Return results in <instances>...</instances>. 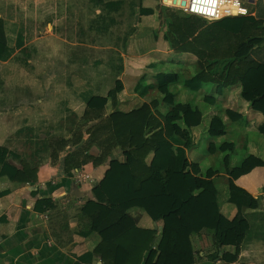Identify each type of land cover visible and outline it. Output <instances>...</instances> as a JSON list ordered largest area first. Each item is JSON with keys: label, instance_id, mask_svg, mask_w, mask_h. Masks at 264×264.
Listing matches in <instances>:
<instances>
[{"label": "crops", "instance_id": "obj_1", "mask_svg": "<svg viewBox=\"0 0 264 264\" xmlns=\"http://www.w3.org/2000/svg\"><path fill=\"white\" fill-rule=\"evenodd\" d=\"M163 2L0 0V20L8 43L0 59V148L18 157L9 159L11 166L25 175L28 170L37 172V183L20 182L3 175L0 164V264H113L114 249L101 244L134 226L157 232L156 249L164 223L153 221L143 208L133 207L120 222L99 230L114 207L107 195L121 185V167L127 157L119 148L111 153L106 145L101 148L91 139V132L116 110L127 113L156 101L162 115L171 112V106L164 112L167 104L163 97L155 98L158 90L153 77L156 70L152 68L157 64L179 76L174 93L176 103H188L202 115V122L190 129L183 120L176 122L183 131H189L185 147L187 171L201 178L208 172L215 173L212 182L217 190L219 212L225 219L233 221L241 215L253 229L264 225V166H256L238 178L230 176L227 166H203L206 151L212 159L218 153L228 157L231 170L242 168L246 157L264 162V149L260 146L264 135L259 131L264 124L263 115L242 99L239 84L227 86L221 95L212 84L213 96L205 94L207 85L195 92L184 84L203 71L214 77V68H208V64L234 60L238 46L251 39L263 41L251 51L247 62L264 64V0H252L255 9L248 17L226 18L224 23L193 18L191 23L197 32L186 40L184 52L166 47L157 13L140 14L141 8L166 7ZM239 18L245 19L242 27L240 23V32H236ZM218 66L216 78L225 76L223 65ZM231 70L235 75L241 73L235 67ZM146 73L147 82L155 88L141 98L134 88ZM119 81L124 90L116 102L108 101L103 118L90 114L85 119L90 100L107 97ZM207 97L215 100L207 103ZM201 100L210 108L203 110ZM227 111H234L241 118L233 121ZM206 117L208 123L204 125ZM217 117L225 132L212 136L209 127ZM230 122L238 123L236 130ZM251 132H258L260 137L250 136ZM223 145H233L231 153L237 156L227 154L221 149ZM103 152L110 154L99 162ZM241 154L242 161L238 160ZM154 157L153 153L148 156V165ZM164 182L155 174L142 190L151 195L165 194ZM233 190L251 196L255 207L239 210L229 203ZM199 194L200 191L194 193ZM43 200L50 201L52 208L37 209V203ZM201 220L190 215L183 224L200 229ZM205 231L190 237L194 264H224L220 260L222 254H234L235 246L218 248L214 239L204 246ZM211 235L213 238V232ZM244 238L238 243L241 250L237 263L262 264L264 242L243 243Z\"/></svg>", "mask_w": 264, "mask_h": 264}, {"label": "trees", "instance_id": "obj_2", "mask_svg": "<svg viewBox=\"0 0 264 264\" xmlns=\"http://www.w3.org/2000/svg\"><path fill=\"white\" fill-rule=\"evenodd\" d=\"M155 13L158 14L166 47L184 52L186 40L197 32L195 24L191 23L193 17L181 18L172 9L162 6L155 10L140 9L141 15ZM225 19L221 23H224ZM239 19L238 28L232 29L236 32H240L245 18ZM262 41V39H251L241 43L233 57L234 60L208 64V68H214L211 72L214 77H208L203 71L186 80L185 86L199 92L205 85L213 84L216 85V93L221 95L227 86L239 84L242 99L250 104L252 110L264 116V64L247 62L251 51ZM7 47L3 22L0 20V59ZM220 64L223 65L221 68L226 75L216 78L218 72L215 71L219 69ZM243 64L246 65L245 68ZM153 66L151 68L156 70L153 75L157 80L156 88L163 96V102L171 106V112L162 115L157 110L156 101L151 104L145 103L127 113L116 110L105 121L95 126L91 132V139L97 141L101 148L106 145L110 153L114 148H119L127 157L126 164L121 167V185L107 195V201L114 207L103 219L99 230L115 225L120 222L127 210L139 207L143 208L153 221H163L162 237L154 249L157 232L134 226L118 238L110 242L105 241L101 247L105 245L114 249L113 264H194L190 237L193 233L211 229L214 243L218 248L224 246L236 248L234 254L223 253L220 260L224 264H238L241 250L238 243L242 242L245 235L243 243L253 240L264 242V225L259 226V230L253 229L241 215L233 221L225 219L219 212L217 190L212 182L215 173L208 172L204 178H201L187 171L185 147L186 145L188 147L186 137L189 131H183L176 122L181 119L190 129L202 122V115L188 103H176L171 86L178 83V74L165 69L162 65ZM233 67L239 69L241 73L235 75L231 70ZM148 79L149 73L144 74L134 88V93L141 98L146 97L155 88L147 82ZM123 90L124 85L119 81L107 97L92 98L84 118L88 119L90 114L96 119L103 118L108 101L112 99L116 102L118 94ZM211 99L215 100L214 97H207L205 100L208 103ZM227 114L233 121L241 118V115L234 111H227ZM259 131L264 135V124L259 127ZM209 132L212 136L224 134L225 126L218 117L211 121ZM62 142L67 143L64 140ZM221 149L225 152L232 151L233 145H223ZM151 153L155 157L148 165L146 160ZM109 154L103 152L99 162ZM9 159H18V157L7 149L0 148L3 175H9L12 180L20 182L37 183L36 170L32 172L28 170L25 175L21 170L11 166ZM225 161L228 173L233 178L249 173L256 166H264L261 160L246 157L242 168L231 170L228 157ZM155 174H159L165 181V194L151 195L143 192L144 184L155 178ZM197 191H200V194L195 196L194 193ZM229 203L236 205L239 210L255 207V200L251 196L237 190L230 192ZM36 208L46 210L52 208V204L48 200H43L37 203ZM190 215L202 218L200 229H193L183 224V220ZM89 256L92 257V254ZM145 258H147L146 262ZM213 258H217V255L215 254Z\"/></svg>", "mask_w": 264, "mask_h": 264}, {"label": "built area", "instance_id": "obj_3", "mask_svg": "<svg viewBox=\"0 0 264 264\" xmlns=\"http://www.w3.org/2000/svg\"><path fill=\"white\" fill-rule=\"evenodd\" d=\"M182 1L172 0L171 2H163V4L188 16L198 17L210 23L225 18L250 16V10L241 0H186L185 7L180 5Z\"/></svg>", "mask_w": 264, "mask_h": 264}, {"label": "rangeland", "instance_id": "obj_4", "mask_svg": "<svg viewBox=\"0 0 264 264\" xmlns=\"http://www.w3.org/2000/svg\"><path fill=\"white\" fill-rule=\"evenodd\" d=\"M167 1H172V0H167ZM241 1H243L245 4H246V6H247V8L250 10V11H253L254 9H255V4H253L252 3V1L251 0H241ZM177 15L179 14V17H182V18H186V17H190V16H188V15H186V14H184L183 12H181V11H178V10H174V9H172ZM193 18H196V19H198L197 17H193ZM51 28H52V26H50V31H53L54 30V27H53V29L51 30ZM169 71H172V70H169ZM168 72V71H167ZM173 72V71H172ZM176 86L177 85H173V86H171V91L173 92V93H175L176 92V90H175V88H176ZM208 88H207V91L205 92V94H207L208 96H213L212 94H211V86L209 85V86H207ZM155 96V95H154ZM162 95H161V93H159L158 91H157V93H156V96H155V98H157V99H162ZM161 102V101H160ZM200 103V105H201V108L204 110H206V109H208V108H210V106L207 104V103H205L204 101H200L199 102ZM195 105V104H194ZM164 108V112H168L169 111V109H170V107H169V105L167 106H164L163 107ZM168 110V111H167ZM262 117H264V116H262ZM208 123V119H207V117H206V119H205V122H204V125H206ZM230 124L232 125V126H234L233 127V129L234 130H236L237 129V122L236 123H234V124H232L231 122H230ZM253 134H255L256 136H259L260 134L258 133V132H251L250 133V136L251 135H253ZM207 137H211L209 134H208V136ZM230 137V136H229ZM260 137V136H259ZM230 140H232L231 138H229ZM227 140V139H226ZM235 140V139H234ZM223 142V140H221V143ZM221 143H219V142H216V145H218L219 146V144H221ZM200 146L201 147H203L201 144H200ZM260 146L261 147H263L262 149H264V140H262V142L260 143ZM206 148H207V146H206ZM220 148V147H219ZM220 150V149H219ZM242 151V149H240L239 150V152H241ZM205 152V151H204ZM232 151H229V152H227V154L229 153V154H231L233 157H236L237 156V154L234 152L233 154L231 153ZM204 154V153H203ZM212 157V155H210L209 153H208V151H206V153L204 154V160H203V166L204 167H206V165L205 164H210L211 163V166H212V164H214L217 168H221V167H224L225 166V168H226V163H225V161H224V158H225V156H222V155H219V153H218V155H216L215 156V158L214 159H212L211 158ZM233 157H231V160H232V163H233V161H234V158ZM239 157L240 158H238V160H240V161H242L243 159H244V156L241 154V155H239ZM204 161H206V163L204 162ZM240 161H238L237 162V164H240ZM230 167H231V165H230ZM213 231H211V230H208L207 229V231H205L202 235H203V240H204V246H207V245H209V244H211V242L213 241L212 239V235H211V233H212ZM262 245V244H261ZM264 245V244H263ZM262 264H264V261H263V263Z\"/></svg>", "mask_w": 264, "mask_h": 264}, {"label": "water", "instance_id": "obj_5", "mask_svg": "<svg viewBox=\"0 0 264 264\" xmlns=\"http://www.w3.org/2000/svg\"><path fill=\"white\" fill-rule=\"evenodd\" d=\"M167 0H164V2H166ZM252 1V0H251ZM168 2H171V1H168ZM175 3V2H174ZM177 3V2H176ZM181 6L185 7L186 6V0H183L181 3H180Z\"/></svg>", "mask_w": 264, "mask_h": 264}]
</instances>
